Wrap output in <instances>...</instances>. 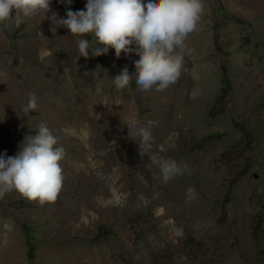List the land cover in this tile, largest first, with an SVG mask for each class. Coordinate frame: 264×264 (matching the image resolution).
I'll list each match as a JSON object with an SVG mask.
<instances>
[{
  "label": "rangeland",
  "instance_id": "obj_1",
  "mask_svg": "<svg viewBox=\"0 0 264 264\" xmlns=\"http://www.w3.org/2000/svg\"><path fill=\"white\" fill-rule=\"evenodd\" d=\"M204 4L181 75L160 92L135 78L117 92L113 78L139 57L79 56L78 38L40 14L0 26V154L41 123L64 149L54 204L0 198V248L13 239L20 264H264V0ZM130 119L155 121L154 150L190 172L164 183Z\"/></svg>",
  "mask_w": 264,
  "mask_h": 264
},
{
  "label": "clouds",
  "instance_id": "obj_2",
  "mask_svg": "<svg viewBox=\"0 0 264 264\" xmlns=\"http://www.w3.org/2000/svg\"><path fill=\"white\" fill-rule=\"evenodd\" d=\"M66 7V18L53 12L51 0H0V26L7 28L15 19L36 14L42 20H50L56 32L65 28L77 39L79 56H101L109 48L117 58L134 53L135 73L129 74L125 67L113 78L115 90L126 88L135 78L140 92L166 90L177 82L183 68L186 51L185 40L197 31L205 12L204 0H87L85 10L72 11V0H58ZM86 37H91L88 39ZM135 45V47H132ZM102 83L97 82L99 93ZM38 105L30 97L23 106L27 116ZM155 121L141 125L138 120L127 123L129 139L138 144L141 160L147 156L152 165L159 168L164 183L178 175L190 172L188 165L181 166L174 160L164 159L154 150L151 128ZM49 128L41 123L38 134L25 138L23 147L15 156L0 154V198L15 190L23 198L44 204H54L63 187V170L60 161L64 156L62 147ZM162 151V149L160 150Z\"/></svg>",
  "mask_w": 264,
  "mask_h": 264
},
{
  "label": "bare ground",
  "instance_id": "obj_3",
  "mask_svg": "<svg viewBox=\"0 0 264 264\" xmlns=\"http://www.w3.org/2000/svg\"><path fill=\"white\" fill-rule=\"evenodd\" d=\"M4 240V239H3ZM13 239H8L9 245H7V241H5L4 250L0 248V264H20V262L16 258L17 250L16 247L13 245Z\"/></svg>",
  "mask_w": 264,
  "mask_h": 264
}]
</instances>
